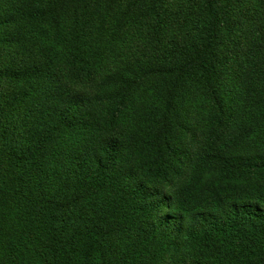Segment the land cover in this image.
I'll return each mask as SVG.
<instances>
[{"label":"trees","instance_id":"obj_1","mask_svg":"<svg viewBox=\"0 0 264 264\" xmlns=\"http://www.w3.org/2000/svg\"><path fill=\"white\" fill-rule=\"evenodd\" d=\"M0 264H264V0H0Z\"/></svg>","mask_w":264,"mask_h":264}]
</instances>
